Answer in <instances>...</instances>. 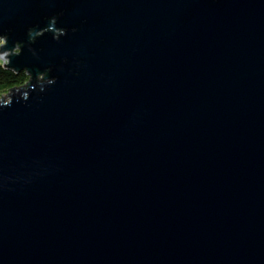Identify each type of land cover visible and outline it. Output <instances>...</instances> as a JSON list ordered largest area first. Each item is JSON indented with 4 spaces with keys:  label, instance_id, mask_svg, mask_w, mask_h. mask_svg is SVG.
<instances>
[{
    "label": "water",
    "instance_id": "95a60500",
    "mask_svg": "<svg viewBox=\"0 0 264 264\" xmlns=\"http://www.w3.org/2000/svg\"><path fill=\"white\" fill-rule=\"evenodd\" d=\"M0 32L56 77L0 110V264H264V0H0Z\"/></svg>",
    "mask_w": 264,
    "mask_h": 264
},
{
    "label": "clouds",
    "instance_id": "9594fccd",
    "mask_svg": "<svg viewBox=\"0 0 264 264\" xmlns=\"http://www.w3.org/2000/svg\"><path fill=\"white\" fill-rule=\"evenodd\" d=\"M56 23V17L50 18V23L44 28H28L27 37L29 43H34L37 36L43 35L45 31H52V38L59 40L60 37L66 35V29L63 27L53 26ZM9 36L7 32H0V70H6L11 63V57L13 55H20L25 46L24 41L16 40L13 42L11 48L7 47ZM30 51H32L30 49ZM33 55L35 52L33 51ZM13 75L16 76L15 81L10 85H3L0 83V110L5 107H9L13 103V96L17 94L16 101H28L30 93L33 91L44 92L48 87L56 83V77L50 75L52 69L46 67L42 72L35 74V84H33V74L27 69V67L21 68L19 73H16L14 69L11 70ZM12 89H15L13 91Z\"/></svg>",
    "mask_w": 264,
    "mask_h": 264
},
{
    "label": "trees",
    "instance_id": "16d2710c",
    "mask_svg": "<svg viewBox=\"0 0 264 264\" xmlns=\"http://www.w3.org/2000/svg\"><path fill=\"white\" fill-rule=\"evenodd\" d=\"M11 70L12 69L10 68H7L6 70H0V83L5 86L12 84L16 79V76L13 75Z\"/></svg>",
    "mask_w": 264,
    "mask_h": 264
}]
</instances>
